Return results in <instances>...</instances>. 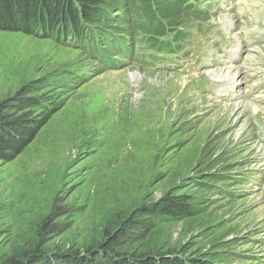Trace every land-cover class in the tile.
Segmentation results:
<instances>
[{
	"label": "rangeland",
	"instance_id": "rangeland-1",
	"mask_svg": "<svg viewBox=\"0 0 264 264\" xmlns=\"http://www.w3.org/2000/svg\"><path fill=\"white\" fill-rule=\"evenodd\" d=\"M232 6L221 21L241 28L237 60L251 98L255 72L264 70V39H252L264 30V0ZM119 9L110 7L111 16L101 9L103 22L130 30ZM254 17L251 27L246 19ZM27 31L0 28V102L10 103L4 112L21 114L39 108L14 109L15 98L37 97L53 114L12 160H0V264L31 251L82 252L129 218L136 223L118 241L120 253L264 264V151L254 140L264 105L240 96L211 99L219 87L208 71L238 69L177 74L124 59L107 70L39 28ZM239 101L251 103L241 116L232 110ZM169 195L189 196L194 213L160 214Z\"/></svg>",
	"mask_w": 264,
	"mask_h": 264
},
{
	"label": "trees",
	"instance_id": "trees-1",
	"mask_svg": "<svg viewBox=\"0 0 264 264\" xmlns=\"http://www.w3.org/2000/svg\"><path fill=\"white\" fill-rule=\"evenodd\" d=\"M115 1V2H114ZM155 9L159 11L162 17L168 19L176 27L184 16L183 13H190V7L186 0H153ZM151 0H0V28L8 27L10 30H17L23 27L28 33L39 28L40 34H47L52 37L54 33L64 31L65 21L71 25L75 23L78 27L79 18L95 26L98 24L111 29H119L118 24L103 22L104 14L101 9L107 11L111 16L110 7H116L120 4L118 15L120 22L132 19V13L137 16V20L150 22L152 16ZM119 7V5H118ZM108 11L110 13H108ZM139 11H147L151 16H141ZM80 12V15L79 13ZM130 16H128V14ZM42 14V16H41ZM187 17V16H186ZM185 17V18H186ZM137 20H131L133 24L139 23ZM170 23V24H171ZM171 24V25H172ZM150 31H156L157 34L164 32L159 23L141 24ZM121 26V25H120ZM46 32V33H44ZM18 104L14 109L23 110L28 107H38L39 110L24 111L21 114H11L4 112L10 107L7 100L0 102V160L10 161L25 148L34 138L39 129L47 122L53 114V108L50 105L45 106L42 99L37 97L15 98ZM189 196H167L158 206L160 214L165 216L181 217L192 215L194 212L191 206L186 204ZM136 223L133 218L122 221L116 231L106 233L105 237L95 246H90L84 251H64L48 255L42 251H31L24 254L21 259L13 257L8 264H27L26 260L31 256L36 257V262L40 264H100V259H105V264H195L191 260L183 259L179 253L171 254L163 252L137 254L120 253L118 251L119 240L124 236L128 228ZM30 264V263H29ZM35 264V263H31Z\"/></svg>",
	"mask_w": 264,
	"mask_h": 264
},
{
	"label": "bare ground",
	"instance_id": "bare-ground-1",
	"mask_svg": "<svg viewBox=\"0 0 264 264\" xmlns=\"http://www.w3.org/2000/svg\"><path fill=\"white\" fill-rule=\"evenodd\" d=\"M208 73L211 76H214V77L216 76V77H219L221 79H226L227 81L234 80L235 82H237V80H238L236 78V72L230 73V71H229V72H227L226 74H224L222 76H220L219 74H217V71H215V70H209ZM133 78L134 77H131V79H133ZM181 78H184V76H182ZM250 106H251V103H248L247 101L246 102L239 101V102H235V104L232 106V110L235 111L234 113H236L237 115H240L241 116V115L245 114V112L249 109ZM254 109L255 110H257V109L260 110L257 106ZM257 112L259 113V111H257Z\"/></svg>",
	"mask_w": 264,
	"mask_h": 264
}]
</instances>
